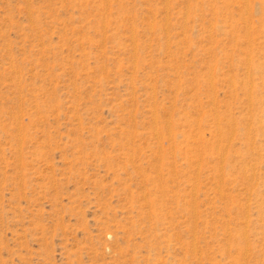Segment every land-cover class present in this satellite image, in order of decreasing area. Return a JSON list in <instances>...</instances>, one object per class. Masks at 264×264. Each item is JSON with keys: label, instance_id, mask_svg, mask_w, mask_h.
I'll use <instances>...</instances> for the list:
<instances>
[{"label": "rangeland", "instance_id": "1", "mask_svg": "<svg viewBox=\"0 0 264 264\" xmlns=\"http://www.w3.org/2000/svg\"><path fill=\"white\" fill-rule=\"evenodd\" d=\"M0 264H264V0H0Z\"/></svg>", "mask_w": 264, "mask_h": 264}]
</instances>
